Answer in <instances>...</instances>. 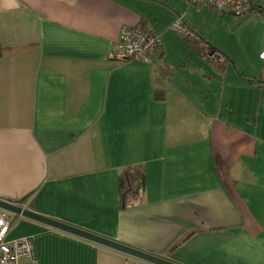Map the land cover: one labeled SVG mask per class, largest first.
Listing matches in <instances>:
<instances>
[{
    "label": "crops",
    "instance_id": "obj_1",
    "mask_svg": "<svg viewBox=\"0 0 264 264\" xmlns=\"http://www.w3.org/2000/svg\"><path fill=\"white\" fill-rule=\"evenodd\" d=\"M179 17L224 66L170 31ZM129 26L159 35L151 63L115 53ZM0 47V200L177 264H264V18L188 0H0ZM131 165L145 193L120 210ZM9 215L7 239L29 238L37 264H145Z\"/></svg>",
    "mask_w": 264,
    "mask_h": 264
},
{
    "label": "built area",
    "instance_id": "obj_2",
    "mask_svg": "<svg viewBox=\"0 0 264 264\" xmlns=\"http://www.w3.org/2000/svg\"><path fill=\"white\" fill-rule=\"evenodd\" d=\"M192 6L207 7L220 14L235 17L260 16L264 18V0H188ZM256 3V4H255ZM170 31L184 39H191L202 48V56L216 67L224 66L227 57L209 44L186 25L182 17L177 18L169 27ZM160 45L159 35L151 28L123 27L115 46V53L123 58L142 63H151ZM23 208H25L23 206ZM21 218V217H20ZM12 224L8 212L0 211V264H20L27 261L37 264V257L29 238L8 240Z\"/></svg>",
    "mask_w": 264,
    "mask_h": 264
},
{
    "label": "water",
    "instance_id": "obj_3",
    "mask_svg": "<svg viewBox=\"0 0 264 264\" xmlns=\"http://www.w3.org/2000/svg\"><path fill=\"white\" fill-rule=\"evenodd\" d=\"M0 210L19 216L23 219L40 223L51 229L78 237L80 239L103 246L105 248L114 250L145 264H177L166 258L146 253L144 251L126 246L124 244L107 239L89 231H85L83 229L63 223L61 221L42 215L35 211L23 208L22 206H19L18 204L12 203L10 201L0 200Z\"/></svg>",
    "mask_w": 264,
    "mask_h": 264
},
{
    "label": "trees",
    "instance_id": "obj_4",
    "mask_svg": "<svg viewBox=\"0 0 264 264\" xmlns=\"http://www.w3.org/2000/svg\"><path fill=\"white\" fill-rule=\"evenodd\" d=\"M185 40L192 41L191 39H185ZM201 40L205 41L202 38ZM199 50L202 51V48L199 47ZM6 53H9V49H2L0 47V56ZM156 97L162 100L164 96L163 93L158 92L156 93ZM145 185H146V177L142 166L131 165V166L123 167L119 171V175H118V198H119L120 210H125L129 207H132L134 204L141 202L143 200L145 193ZM23 201L24 200L18 202L17 204H22Z\"/></svg>",
    "mask_w": 264,
    "mask_h": 264
}]
</instances>
